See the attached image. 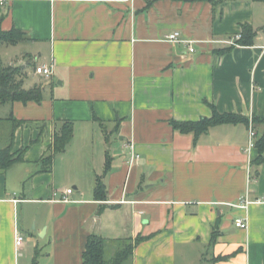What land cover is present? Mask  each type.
I'll return each instance as SVG.
<instances>
[{"label": "crops", "instance_id": "obj_1", "mask_svg": "<svg viewBox=\"0 0 264 264\" xmlns=\"http://www.w3.org/2000/svg\"><path fill=\"white\" fill-rule=\"evenodd\" d=\"M216 1L0 0L2 28L26 36L0 48L17 47L8 64L43 89L41 102L1 104L25 120L14 145L25 153L0 169V264H83L91 233L114 253L133 239L122 264H264V162L247 151L250 125L218 124L195 140L171 124L214 106L264 117V0ZM245 23L255 43L224 50ZM173 31L195 51L168 41ZM44 63L51 78L35 71ZM66 120L73 138L43 171ZM245 195L247 209L233 205Z\"/></svg>", "mask_w": 264, "mask_h": 264}, {"label": "trees", "instance_id": "obj_2", "mask_svg": "<svg viewBox=\"0 0 264 264\" xmlns=\"http://www.w3.org/2000/svg\"><path fill=\"white\" fill-rule=\"evenodd\" d=\"M194 1V0H191ZM217 2L216 0H211ZM1 20V18H0ZM23 31L13 27L10 30H5L1 26L0 21V45L2 43H17L25 39ZM236 38V37H235ZM256 30L251 24H242L240 38L235 39L233 44H230L228 50L235 45L250 46L255 43ZM36 70V66H35ZM27 72L24 65L5 64L0 55V105L5 103H13L16 101L28 103L30 101L41 102L43 100V89L41 85L35 84L33 87H25V77ZM253 122L255 128L261 127L263 130L257 132L255 149L258 154L255 160L256 164L264 162V117L253 115L252 117L237 113V112H219L214 106L213 115L211 117H203L200 120L193 121H177L172 120L173 128L183 134H194L195 140L203 133L215 125L223 123H245L250 125ZM5 121L10 122L8 128L9 134L7 143L4 147L0 146V169L7 170L17 162L24 160L25 149L21 148L14 151L15 131L22 125L25 120H20L14 116L0 117V134L2 130L1 124ZM74 135V127L72 121H64L59 130L55 132L53 145L50 146V152L41 160L43 163V171H51L52 162L56 154L66 150L68 144ZM110 157H107L105 172L110 171ZM95 193L97 197L106 199V186L103 181V176L98 177ZM216 236V234H215ZM213 236V238H215ZM142 238H137L136 241H141ZM108 240L96 233L88 235L85 248L83 250V264H122L129 258L133 252L134 241L130 238L119 239V247L114 255L110 258L106 256V247Z\"/></svg>", "mask_w": 264, "mask_h": 264}, {"label": "built area", "instance_id": "obj_3", "mask_svg": "<svg viewBox=\"0 0 264 264\" xmlns=\"http://www.w3.org/2000/svg\"><path fill=\"white\" fill-rule=\"evenodd\" d=\"M238 38H240V35H237V37L234 39H238ZM166 39L170 42H184V43H186V45H189L188 47H189V50L191 52L195 51V47L193 45H191L193 43V41L187 40V39H182L181 38V32H179V31L170 32L169 34L166 35ZM228 43L233 44L234 40L231 39L228 41ZM35 71L37 74H39L41 76H44L46 78H51L53 75V65L47 64V63L37 65ZM256 138H257V131H256L255 127L253 126V122L251 120L250 126H249V141H248V146H247V151L249 154H251V152L255 149ZM250 165H251V162L249 161L248 180L250 179V176H251ZM72 193H73L72 188L66 189L64 192L63 201H65V202L72 201L69 198V195ZM250 203H251V201L248 199V196L245 195V196H242L241 198H239L238 202L233 204V205L237 206V207H241L243 209H247ZM235 223L240 228H247L248 227V218H247V216L236 218ZM24 238H25L24 234H22L21 232L18 231L17 237H16V244L18 247L22 246Z\"/></svg>", "mask_w": 264, "mask_h": 264}, {"label": "rangeland", "instance_id": "obj_4", "mask_svg": "<svg viewBox=\"0 0 264 264\" xmlns=\"http://www.w3.org/2000/svg\"><path fill=\"white\" fill-rule=\"evenodd\" d=\"M16 48L17 47H14L13 45H9V44H5L4 47L0 48V53L3 56V61L5 64L9 63L10 60H8V57H9V55H12V53L14 54V50H16ZM11 57H16V56L13 55V56H10L9 58H11ZM14 62L16 63V61H14ZM33 84H34V78L30 75H27L25 77V87L30 88L31 86H33ZM7 115L10 116V112H9L8 108L5 105H0V117H8ZM9 124L10 123H6V124L2 123L1 124V126H2V130H1V134H0V146L1 147H4L7 143V137L9 134L8 128L11 127ZM31 227H33V226H31ZM113 255H114L113 245L107 244L106 256L108 258H110Z\"/></svg>", "mask_w": 264, "mask_h": 264}]
</instances>
